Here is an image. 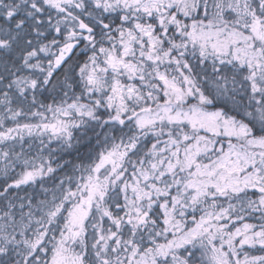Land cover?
Masks as SVG:
<instances>
[{"label": "snow or ice", "instance_id": "snow-or-ice-1", "mask_svg": "<svg viewBox=\"0 0 264 264\" xmlns=\"http://www.w3.org/2000/svg\"><path fill=\"white\" fill-rule=\"evenodd\" d=\"M0 264H264V0H0Z\"/></svg>", "mask_w": 264, "mask_h": 264}]
</instances>
